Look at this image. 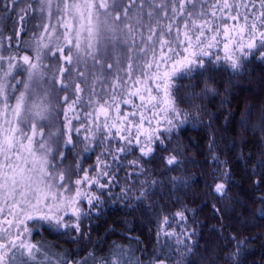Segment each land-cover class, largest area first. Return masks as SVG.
Listing matches in <instances>:
<instances>
[{
	"label": "snow or ice",
	"instance_id": "snow-or-ice-1",
	"mask_svg": "<svg viewBox=\"0 0 264 264\" xmlns=\"http://www.w3.org/2000/svg\"><path fill=\"white\" fill-rule=\"evenodd\" d=\"M38 3L39 11L46 12L49 18L55 6L57 23L64 31L55 36L54 44L52 35L57 31L55 27L49 32L48 43L44 42V37L38 38L33 49L35 55L19 57L22 64L13 63L17 57H8L7 70L0 75V113L4 116V122L0 124V157L3 158L0 162V200L3 201L0 215L5 214V207L8 209L4 220L0 221V264H14L17 253L27 257L22 264L36 260L41 246L27 239L31 231L27 221L40 219L55 228L71 227L79 232L80 221L88 214L82 209L81 202L86 201L89 209L100 202V196L91 194L82 186L88 189L93 185L100 189L107 186L100 182V178L110 174L112 165L107 162L108 158L120 162L121 166L127 162L143 173L141 165L149 162L147 158L157 150H168L165 141L170 140L173 129L187 118V114L176 106L178 88L175 80L192 75L194 68L203 69L197 76L211 73L212 60L209 59L206 67L202 57H211L210 49L218 43L217 36L221 34L220 26L205 18L209 13L201 0H38ZM249 4L253 9L252 15L246 13L241 16L239 8L247 9ZM249 4L214 0L208 6L212 18H217L218 11L228 10V19L243 20L239 27L230 29L227 23L223 25V36L228 41L224 50L230 53L225 59L234 72L240 70L243 58L248 55L264 58V0H260L258 13L253 0H249ZM29 9L35 10L32 4L21 9V21L23 13ZM4 10H7L6 6ZM43 27L48 32L49 26ZM206 31L214 33L207 41L204 39ZM233 32L235 37L230 35ZM15 35L14 32L8 39ZM181 46L182 51L179 50ZM49 57H56L62 63L52 70L45 63ZM4 60L5 57L0 55V62ZM219 60L217 56L216 61ZM14 68L21 69L19 74L26 73V79L17 81L22 84V90L9 82V77L15 79L12 75ZM137 69L139 76L134 75ZM106 73L112 75L113 82L109 83ZM97 84L102 86L104 95L96 92ZM149 84L154 87H149ZM86 88L88 103L93 107V112L88 115L94 117L90 121L94 127L82 125L88 133L84 136L88 142L85 151L96 140L97 133L101 136L103 151L97 157V175L89 176L86 170L79 169L84 175L71 185V177L76 172L72 168L59 169L55 163L65 159L60 151L61 142L73 144L70 134L73 129L67 110L62 113L67 120L64 127L69 132L66 139H63L65 133L61 130L49 131L45 136L44 128L51 124L53 113L57 117L61 114V92L65 93L62 101L67 109L74 110ZM9 89L16 94H10ZM69 90L73 94L71 100L67 94ZM211 91L214 90L207 83L201 90L202 93ZM136 96L141 101L140 105L126 98ZM122 103L132 104L137 111L121 114ZM145 112H150L151 116ZM137 115L138 120L131 119ZM101 116L103 121L99 122ZM76 118L79 119L78 116ZM74 131L79 134L81 128ZM37 135L40 136L38 140ZM137 152L139 155L134 159H127ZM166 163L176 164V156L170 155ZM259 166L264 167V162ZM177 179L171 178L173 181ZM261 179L264 180V174ZM225 187L223 182L216 183L214 191L223 195ZM42 206L47 208L46 212ZM69 212L75 218L74 222L65 220ZM177 215L184 218L183 212ZM177 243L183 241L177 240ZM240 243L242 241L237 243V249ZM237 254L231 253L229 258ZM157 264H165V261L159 260Z\"/></svg>",
	"mask_w": 264,
	"mask_h": 264
},
{
	"label": "trees",
	"instance_id": "trees-1",
	"mask_svg": "<svg viewBox=\"0 0 264 264\" xmlns=\"http://www.w3.org/2000/svg\"><path fill=\"white\" fill-rule=\"evenodd\" d=\"M245 1L249 4V0ZM213 2L201 0L209 13L205 18L213 20L214 25H234L233 20L227 18L228 10L218 11L217 18L211 17L208 6ZM253 2L258 13L260 0ZM229 3L240 4L241 0H229ZM29 4L35 10L23 13L21 21V9ZM52 12L50 18L46 12L41 13L38 0H3L0 4V55L5 60L0 62L3 65L0 75L7 70L8 57L15 56L17 60L13 63L22 64L19 57L35 55L36 41L45 33L43 26L58 27L52 25L58 19L55 6ZM239 12L251 16L253 9L249 4L247 9L240 7ZM63 31L60 27L57 30L60 34ZM14 32L15 37L9 40ZM182 49L183 46L179 50ZM217 56L220 57L218 62ZM202 59L206 67L209 59L212 60L211 73L197 76L203 69L194 68L192 75L175 80L176 106L187 118L173 129L170 140L165 141L168 150H157L147 158L149 162L141 165L143 173L127 162L121 166L120 162L108 158L107 162L112 165L110 174L100 178L107 186L104 189L96 185L90 189L82 186L100 196V202L91 209L86 201L81 202L88 214L82 217L79 232L71 227L55 228L40 219L27 221L31 230L27 239L41 246L36 260H28L27 264H157L159 260L165 264H264V180L261 179L264 167L259 166L264 162V58L248 55L243 58L240 70L235 72L218 51ZM45 63L54 70L62 62L49 57ZM19 73L21 69L14 68L15 79L9 77V82L22 90V84L17 81L26 79V73ZM106 75L109 83L113 82L112 75ZM120 75L123 76V72ZM134 75L139 76L138 69ZM206 83L214 91L202 93ZM148 86L154 87L153 84ZM101 87L97 84L96 92L104 95ZM103 87L107 89V85ZM9 92L16 94L11 89ZM67 94L71 100V90ZM63 95L65 93L61 92V114L57 117L53 113L44 134L61 130L65 133L63 139L67 138L69 132L64 127L67 120L62 114L67 110L73 144L61 142L60 151L65 159L55 163L59 169L72 168L76 172L71 177V185H74L75 180L84 175L79 169L86 170L89 176L97 175V157L103 147L97 133L96 140L85 151L88 142L84 136L88 133L82 125L94 127L90 123L94 117L88 115L93 107L88 103L87 88L74 110L67 109ZM126 98L135 105L141 104L138 96ZM120 111L124 114L137 109L132 104L122 103ZM145 115L150 117L151 113L145 112ZM131 119L138 120L139 115ZM102 121L101 116L99 122ZM76 128H81L79 134L74 131ZM138 155L134 153L127 159ZM170 155L176 156V164L166 163ZM172 177L178 179L173 181ZM221 182L226 186L223 195L214 191L215 184ZM179 212L184 213L183 219L177 215ZM65 220L74 222L75 218L67 215ZM177 240L183 243L178 244ZM188 248L191 251H187ZM234 252L238 254L229 258ZM25 260L27 257L17 254L14 264H22Z\"/></svg>",
	"mask_w": 264,
	"mask_h": 264
},
{
	"label": "rangeland",
	"instance_id": "rangeland-1",
	"mask_svg": "<svg viewBox=\"0 0 264 264\" xmlns=\"http://www.w3.org/2000/svg\"><path fill=\"white\" fill-rule=\"evenodd\" d=\"M242 1H244L243 2V4H246V1L245 0H241V2ZM242 10V9H241ZM242 14H243V12H242ZM241 14V15H242ZM251 14H252V12H251ZM224 15V14H223ZM244 15V14H243ZM242 15V16H243ZM58 20V19H57ZM233 23H235L234 25H229V23H227V25L229 26V28L231 29V28H233V27H239L240 25H242L243 24V20L241 19L240 21L238 20V21H233ZM249 23H251V20H249ZM257 23L259 24V21H257ZM52 25H58V23H57V21H56V23L55 24H52ZM223 25L224 24H221V25H219L220 26V28H221V34L220 35H218L217 36V41H218V43L212 48V49H210V52H214V51H218L220 54H222V56L224 55V57L226 56V54H230V53H226L225 52V50H224V44L225 43H227L228 41L225 39V37L223 36ZM54 27V26H53ZM53 27H50L49 28V30H48V32H46L45 31V33H44V35H43V37H44V41L45 42H48L49 40H48V36H49V32H51L52 31V28ZM56 28V27H55ZM57 30L59 29V25H58V27L56 28ZM62 29V28H61ZM60 33H58L57 31L52 35V41H54L55 40V36L56 35H59ZM214 33H212V32H205V37H204V39H205V41H207L208 39H210V37L213 35ZM232 37H235L236 36V33L235 32H233V33H231L230 34ZM246 40H247V37H245V42H246ZM229 47L231 48V45H229ZM236 55H239V53H236ZM3 74V73H2ZM1 74V75H2ZM0 108H2V105H0ZM3 122H4V116H3V114L2 113H0V124H3ZM36 139H38V135H37V137H36ZM24 155H27V153H24ZM0 162H3V158L2 157H0ZM61 191H63L62 189H61ZM3 203V201L2 200H0V204H2ZM42 208H43V206H42ZM7 211H8V209H7V207H5V214L4 215H0V221H3L4 220V218H5V215L7 214ZM43 211H47V208H43ZM38 215V214H37ZM68 215H70L71 216V214H70V212H69V214ZM67 216V215H66ZM7 218L8 219H12V217L11 216H7ZM6 226V225H5ZM30 241V240H29ZM31 242V241H30ZM18 255H19V253H17ZM26 257V256H25Z\"/></svg>",
	"mask_w": 264,
	"mask_h": 264
}]
</instances>
